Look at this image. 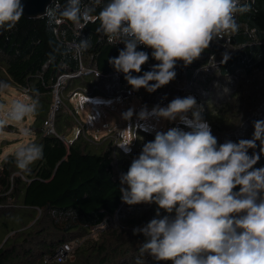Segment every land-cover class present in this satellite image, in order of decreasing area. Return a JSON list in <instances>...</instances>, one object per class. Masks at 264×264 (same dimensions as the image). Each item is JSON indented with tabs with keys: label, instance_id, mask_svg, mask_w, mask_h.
I'll use <instances>...</instances> for the list:
<instances>
[{
	"label": "trees",
	"instance_id": "1",
	"mask_svg": "<svg viewBox=\"0 0 264 264\" xmlns=\"http://www.w3.org/2000/svg\"><path fill=\"white\" fill-rule=\"evenodd\" d=\"M253 9L238 17V33L214 39L188 67L178 61L176 78L168 85L153 93L142 88L135 94L152 106H167L176 97L193 95L219 143L250 139L253 122L264 120V0H255ZM98 27L99 21L89 22L77 32L72 23L44 15L22 17L13 29H0V81L19 92L26 88L39 92L41 108L29 127L35 132L32 140L43 145V158L30 171L16 168L13 155L1 160L0 218L24 209L29 220L25 229L1 246L0 264H38L62 244L86 236L90 228L114 217L116 227L108 222L64 264H156L139 255L144 237L134 236L133 229L154 218L157 206L122 202L120 176L130 166L116 157L114 139L96 143L85 134L69 101L79 92L89 98H113L131 89L123 74L108 63L124 45L110 44ZM89 37L91 47L76 54L79 40ZM138 50L150 59L134 76L157 63L151 59V49ZM225 53L230 58L221 63ZM55 94L58 106L50 119ZM140 152L135 151L134 157ZM256 167H264V155Z\"/></svg>",
	"mask_w": 264,
	"mask_h": 264
},
{
	"label": "clouds",
	"instance_id": "2",
	"mask_svg": "<svg viewBox=\"0 0 264 264\" xmlns=\"http://www.w3.org/2000/svg\"><path fill=\"white\" fill-rule=\"evenodd\" d=\"M254 4L255 0H53L45 15L81 29L99 21L98 33L112 45H124L109 65L123 74L133 91L153 93L176 78L178 61L188 67L214 39L238 33V17L252 13ZM23 12L22 0H0V29H13ZM140 46L151 49L157 63L134 76L150 59ZM90 47V37L80 39L75 53ZM229 58L223 54L221 63ZM11 87L0 81V137L23 138L12 162L27 172L43 158V145L31 139L35 132L26 124L39 114L40 94L26 88L11 96ZM133 112L129 109L122 118L130 121ZM137 118L176 124L156 131L120 176L123 203L157 206L154 218L133 229L134 236L144 237L139 255L156 264H264V167H256L264 155V120L253 122L250 139L221 144L193 95L176 97L150 112L142 108ZM133 140L124 136L117 146L128 152Z\"/></svg>",
	"mask_w": 264,
	"mask_h": 264
},
{
	"label": "rangeland",
	"instance_id": "3",
	"mask_svg": "<svg viewBox=\"0 0 264 264\" xmlns=\"http://www.w3.org/2000/svg\"><path fill=\"white\" fill-rule=\"evenodd\" d=\"M9 91L11 96H15L19 92L13 87ZM56 96L57 94H55V99ZM72 96H69V101L75 108L79 121L86 129L85 134L96 143L106 138L114 139L116 157L125 160L129 166L134 158V152L142 150L140 147H143L144 143L154 140L156 131H166L168 128L176 126L175 123L163 120L157 121L154 118L146 121L139 120L137 117L142 108L146 107L150 112L155 106L145 104L138 94H134L128 98H122L118 95L113 98H105L104 96L89 98L79 92L75 96ZM160 106L166 107L164 104ZM129 109L134 110L132 119L130 121L124 120L122 114ZM31 122L32 120L26 121L28 127ZM50 127L51 125L49 123ZM125 130H128V132L122 135V131ZM8 131L15 133L17 130L16 128H9ZM124 136L134 139L130 145L132 149L128 152H125L123 148L117 146L122 142ZM22 142L23 138L16 134L0 137V163L4 157L14 155L17 144ZM28 220L27 211L24 209L17 211L10 218H6L5 216L1 217L0 248L11 235L25 229L28 226ZM104 229L105 227L99 231L101 232ZM72 256L73 254L65 262L59 264L71 261ZM38 264H42V261Z\"/></svg>",
	"mask_w": 264,
	"mask_h": 264
},
{
	"label": "built area",
	"instance_id": "4",
	"mask_svg": "<svg viewBox=\"0 0 264 264\" xmlns=\"http://www.w3.org/2000/svg\"><path fill=\"white\" fill-rule=\"evenodd\" d=\"M81 29L80 26L74 25V30L79 32ZM135 94L133 90H121L117 93L118 96L122 98L132 97ZM109 221H103L101 224L90 228V232L86 236L73 239L67 243L62 244L58 247L54 253L43 257L42 264H51V263H61L65 262L73 253L76 248H78L85 240L95 238L102 228L108 226ZM109 224L112 227L118 225L116 218L114 217Z\"/></svg>",
	"mask_w": 264,
	"mask_h": 264
},
{
	"label": "water",
	"instance_id": "5",
	"mask_svg": "<svg viewBox=\"0 0 264 264\" xmlns=\"http://www.w3.org/2000/svg\"><path fill=\"white\" fill-rule=\"evenodd\" d=\"M52 0H22L24 6L23 17L26 19H36L43 17L46 13L47 7L51 4ZM56 93V92H55ZM55 104H58V95L55 99ZM54 106L52 107V112L50 119L53 117ZM50 125L52 126V120H50ZM53 133V130L50 131Z\"/></svg>",
	"mask_w": 264,
	"mask_h": 264
},
{
	"label": "bare ground",
	"instance_id": "6",
	"mask_svg": "<svg viewBox=\"0 0 264 264\" xmlns=\"http://www.w3.org/2000/svg\"><path fill=\"white\" fill-rule=\"evenodd\" d=\"M57 105H58V104H55V105H54V110L56 109Z\"/></svg>",
	"mask_w": 264,
	"mask_h": 264
}]
</instances>
